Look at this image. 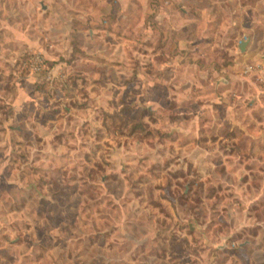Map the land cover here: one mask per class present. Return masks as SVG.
<instances>
[{
  "label": "rangeland",
  "instance_id": "1",
  "mask_svg": "<svg viewBox=\"0 0 264 264\" xmlns=\"http://www.w3.org/2000/svg\"><path fill=\"white\" fill-rule=\"evenodd\" d=\"M0 264H264V0H0Z\"/></svg>",
  "mask_w": 264,
  "mask_h": 264
},
{
  "label": "built area",
  "instance_id": "2",
  "mask_svg": "<svg viewBox=\"0 0 264 264\" xmlns=\"http://www.w3.org/2000/svg\"><path fill=\"white\" fill-rule=\"evenodd\" d=\"M42 64H43V60L38 55L32 57L30 62L31 70L34 72H38Z\"/></svg>",
  "mask_w": 264,
  "mask_h": 264
},
{
  "label": "water",
  "instance_id": "3",
  "mask_svg": "<svg viewBox=\"0 0 264 264\" xmlns=\"http://www.w3.org/2000/svg\"><path fill=\"white\" fill-rule=\"evenodd\" d=\"M245 45H246V43H245V42H242V43L240 44V48H241V50H244V48H245Z\"/></svg>",
  "mask_w": 264,
  "mask_h": 264
},
{
  "label": "crops",
  "instance_id": "4",
  "mask_svg": "<svg viewBox=\"0 0 264 264\" xmlns=\"http://www.w3.org/2000/svg\"><path fill=\"white\" fill-rule=\"evenodd\" d=\"M246 50V47L244 48V51ZM247 52V51H246Z\"/></svg>",
  "mask_w": 264,
  "mask_h": 264
}]
</instances>
